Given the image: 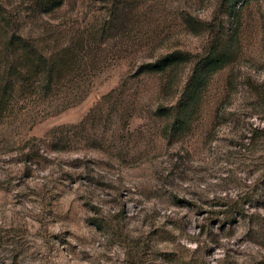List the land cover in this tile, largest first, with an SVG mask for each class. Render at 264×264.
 <instances>
[{
	"label": "rangeland",
	"instance_id": "obj_1",
	"mask_svg": "<svg viewBox=\"0 0 264 264\" xmlns=\"http://www.w3.org/2000/svg\"><path fill=\"white\" fill-rule=\"evenodd\" d=\"M36 1L0 0L12 31L65 23L76 36L117 22V0H64L50 14ZM132 1L104 45L121 58L83 99L2 126L0 264H264V0ZM176 49L190 61L142 71ZM191 81L194 101L160 115ZM245 196L248 217L227 223L225 204Z\"/></svg>",
	"mask_w": 264,
	"mask_h": 264
},
{
	"label": "trees",
	"instance_id": "obj_2",
	"mask_svg": "<svg viewBox=\"0 0 264 264\" xmlns=\"http://www.w3.org/2000/svg\"><path fill=\"white\" fill-rule=\"evenodd\" d=\"M242 1L248 3L250 0ZM132 2V0H117L115 19L117 30L127 22ZM36 5L43 14H50L62 7L64 0H37ZM230 14L233 16L231 12ZM12 23V20L0 14V136L4 123L11 121V117L16 116L23 109L48 103L49 112H53L78 103L93 88L94 78L113 61L121 58V51L104 47L115 35L113 31L116 25L110 21H107V25L95 27L92 31L79 30L76 36H70L71 31L65 23L40 24L38 28L42 30L34 35L25 34L20 29L12 31ZM218 51L219 45L215 44L199 61L207 68L212 67L217 63ZM190 58V52L176 49L144 63L142 71L165 73L175 66L189 62ZM193 83L189 82L186 89L187 96L185 95V98L178 102V106L175 104L166 108L161 106L158 113L162 116L171 115L173 111L178 112L190 101L193 102L194 95L199 89V86ZM176 85L178 84H165L163 91L173 89ZM91 116L92 113L85 118L83 125L87 124ZM184 117L177 116L171 123L172 131L167 133L178 134ZM55 137L58 138L57 135ZM248 139L251 144L254 140L253 134ZM8 147L7 142L0 144V154L11 151ZM65 148L67 146L57 145L53 149L58 151ZM250 200L251 198L245 196L225 204L227 223H236L241 218L248 217L246 206H252Z\"/></svg>",
	"mask_w": 264,
	"mask_h": 264
}]
</instances>
